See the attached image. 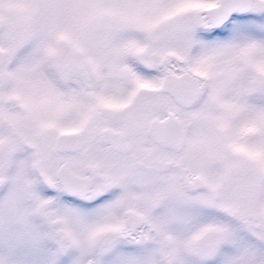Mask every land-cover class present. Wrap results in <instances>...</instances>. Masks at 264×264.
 <instances>
[{
  "label": "snow or ice",
  "instance_id": "1",
  "mask_svg": "<svg viewBox=\"0 0 264 264\" xmlns=\"http://www.w3.org/2000/svg\"><path fill=\"white\" fill-rule=\"evenodd\" d=\"M0 264H264V0H0Z\"/></svg>",
  "mask_w": 264,
  "mask_h": 264
}]
</instances>
